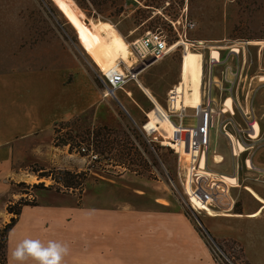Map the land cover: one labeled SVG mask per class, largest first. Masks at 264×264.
Returning a JSON list of instances; mask_svg holds the SVG:
<instances>
[{
  "label": "rangeland",
  "instance_id": "1",
  "mask_svg": "<svg viewBox=\"0 0 264 264\" xmlns=\"http://www.w3.org/2000/svg\"><path fill=\"white\" fill-rule=\"evenodd\" d=\"M185 17L195 22L193 29L185 30L189 38L247 40L264 46V0H0V72L50 67L61 60L91 76L97 89H107L100 68L107 72L109 62L118 70L120 61L122 68L137 63V79L163 106L158 109L168 112V92L174 84L183 91L178 108L196 106L203 58L191 50L195 46L184 41L183 48L179 45L151 66L153 61L138 62L132 47V41L149 30L161 31L168 41L178 38ZM181 49L188 50L182 55ZM137 79L125 85L143 109L123 99V106L102 103L105 109L100 112L99 102H94L75 118L56 122L51 138L43 134L0 149V226L15 216L8 208L24 199L38 205L23 208L12 239H26L22 235L27 233L56 244L58 233L61 258L66 260L72 258L70 253L87 254L89 241L91 264H264V216L251 220L239 213L246 198L243 191L238 196L232 189L236 204L229 214L192 208L178 157L165 143L176 116L171 121L158 117ZM100 100L98 96L95 101ZM147 113L158 117V131L144 128ZM255 129L257 137V125ZM223 144L215 120L209 172L227 182L222 177L236 170L233 157L227 165L211 162L212 150ZM235 150L241 154L247 149L235 141ZM217 155L215 163L222 162ZM59 169L83 173L80 185L70 189L56 182L52 176H61ZM43 171L52 176L40 178ZM40 182L44 187L34 186ZM228 184L239 186L238 181ZM38 218L48 224L35 225ZM30 249L25 253H40L39 248Z\"/></svg>",
  "mask_w": 264,
  "mask_h": 264
},
{
  "label": "crops",
  "instance_id": "2",
  "mask_svg": "<svg viewBox=\"0 0 264 264\" xmlns=\"http://www.w3.org/2000/svg\"><path fill=\"white\" fill-rule=\"evenodd\" d=\"M225 40L227 39L212 40L213 42H211L204 39L189 38L186 34L185 39H180L175 43L171 48L170 53L174 51V48L176 49L180 44L185 43L184 41H186L187 44L195 46L194 49L191 50L201 52L203 58V73L199 104L207 101V94L210 92L214 99L212 106L217 110L213 123L216 120L218 128L224 119L232 118L234 123L229 122L227 129L235 133L237 125L240 129H245V113L252 101L253 113L257 119L258 137L256 138L254 136V138H249L245 133L241 134L242 137L247 140V146H245L247 150L237 156H233L228 138L220 132L224 144L219 149L214 148L212 150L211 162L213 165L221 164L223 162V165H227L231 161V156L233 157L237 168L235 171H232V176L237 179L239 186H231L230 194L236 204V197L234 196L232 189L235 190L238 196L239 194L241 195L243 191L246 198L243 201V206L240 200L241 210L239 213L243 214L248 219L256 220L264 216V181L259 178V171H257L258 168H264V46L254 45L247 41L237 57L234 54L228 55ZM181 50L183 55L188 49ZM214 52L217 54H214ZM210 54L213 56H220V61L212 67L213 69L211 72L208 71L206 67ZM162 59L154 60L148 66H151ZM53 64L50 67L32 66L0 72V149L6 148V146L11 144H16L17 142L23 143L36 136L41 137L43 134H46L51 138L56 122L75 118L77 115L89 110L95 104L94 102H99L97 104V109L100 112L105 109V104L102 103L116 101L122 105L123 99L126 100L128 104L135 102L141 109H143L142 106L137 103L135 99L136 93L133 89H130L131 91H129L131 93L128 94V89H126L127 84L116 89L114 94L110 95L107 93V89L103 87L97 89V85L93 78L85 74L83 71H80V69L71 63H63L61 60H56ZM238 64L242 66V77H238V79L234 81L235 85H233L234 87H232V89H229L230 91L221 89L222 85L225 86L224 88H231L232 84L230 81L234 80L231 74L237 70ZM137 65L138 64L136 63L134 67ZM227 67L232 72L231 74H228V79L230 81H226L224 79L225 76L223 75V71ZM128 69L129 68L123 67L124 71H128ZM139 75L140 74H138V77ZM259 77L261 78L259 79ZM69 78H71V81L68 80ZM138 80L140 79L138 78L135 80L137 84ZM212 80L214 81L211 82ZM178 81L180 84L182 81L181 76ZM140 83L147 93L143 89H140L153 103L155 109L158 108V105L162 106L144 83L142 81H140ZM173 86L177 85L174 84ZM252 88H255V92H253ZM120 90L124 92L122 96L118 95V91ZM181 92L183 95L182 90ZM98 96H100L103 101H95ZM193 107L194 106H187L186 111L188 114H194ZM222 108H224L225 111L227 110V112L220 114ZM215 117L217 118L215 119ZM150 118L148 116V119ZM158 122L159 120L155 122L156 127ZM194 122L195 120L192 117L184 119V123ZM158 130H154L153 132ZM164 137L169 140L167 135ZM161 142L163 143L164 141ZM168 142L166 141L165 143L168 144ZM245 152L247 153L243 161L241 157ZM217 154L221 157L222 162L215 163L214 157ZM209 156L210 146L207 155L208 165L210 162ZM248 160L256 167L255 169L248 167ZM239 187H241V189ZM246 187H250L254 190L262 200L255 197ZM25 206L23 208H25ZM231 212L232 211L227 212V214ZM254 212H256L257 215L249 217V215ZM21 219L22 212L9 234L7 243V264H91L87 262L91 259L88 255L92 246L89 241L86 242L89 247L88 252L86 251L87 254H75L79 255L76 257L74 254L70 253L72 258L66 260L65 258H61L58 233L56 236V244L54 243V239H51V242H44L43 240H40L39 236H30L27 233L22 235L26 239H12L11 234L14 227L22 221ZM44 220L38 218L34 223L38 226L48 224L44 222ZM29 246L31 247L30 251L39 248L40 253L30 254L29 250L25 253L24 250H27ZM166 249L167 247L162 248V250H165L164 252H166ZM191 249L193 251V248ZM188 251L189 248H186V252ZM118 259L119 258H117V260Z\"/></svg>",
  "mask_w": 264,
  "mask_h": 264
},
{
  "label": "built area",
  "instance_id": "3",
  "mask_svg": "<svg viewBox=\"0 0 264 264\" xmlns=\"http://www.w3.org/2000/svg\"><path fill=\"white\" fill-rule=\"evenodd\" d=\"M194 27L195 22L185 17L184 32L182 33L178 30L179 40L186 38L187 33L185 30L193 29ZM175 43L170 44L166 35H164L161 31L149 30L143 36L132 41V47L138 62L142 61L146 63L147 61L150 63V61L162 59L169 54ZM245 43H247V40H225L228 54H234L238 57ZM184 45L185 43L180 44L182 48ZM219 61L220 56H213L210 54L208 62L206 63L208 71L211 72L213 69L212 67ZM133 68L128 69V71H119L116 69H110L109 72L102 71L100 80L104 82L107 87V93L113 94L116 89L123 87L128 81L137 79V71L134 72ZM241 70L242 66L240 64H238L237 70L233 73L228 69V67L224 69V79L226 81L229 80L228 74L232 73L231 75L234 80H229L232 84L231 88L227 89L222 85L221 89H232V87H234L233 85H235L234 81H236L238 77H242ZM260 78L261 77H259V79ZM213 81L214 80L211 82ZM252 90L255 92V88H252ZM181 96L182 92L178 91L176 86L171 88L168 92V112H166V109L164 110L166 117H168L169 120L176 116V119L172 121L174 129L172 136L169 137L168 143L178 157L179 175L181 177L184 190L189 196L192 208L196 212H230L235 207V200L230 194L231 186L227 182L221 180L218 176L213 174L211 175L207 172L210 170L207 162V155L211 142V129L213 127L215 113H217L216 108L212 106L214 99L209 92L207 94V101L194 106V114L190 115L186 111V106L180 105L178 108L177 104H179L178 101ZM181 103L182 101H180V104ZM157 110L160 112L158 108ZM224 112H227V110L225 111V109L222 108L220 114ZM161 115L165 116L163 113H161ZM191 117L194 118V123H184L185 118L189 119ZM229 122L234 123V120L232 118L224 119L220 124L219 131L228 138L231 145L232 155L237 156L238 153H236L235 150V141L247 146V140L243 138L241 134L245 133L247 137L254 138L256 133L255 125H257V119L253 113L252 101L245 113V129L242 130L237 125L236 133L232 132L227 129ZM81 150L83 152L89 151L85 146H81ZM89 153H91L92 158H96V155L92 154V150H90ZM247 165L249 168H256L251 162L247 163ZM257 171H259V178L264 181V168H258Z\"/></svg>",
  "mask_w": 264,
  "mask_h": 264
},
{
  "label": "trees",
  "instance_id": "4",
  "mask_svg": "<svg viewBox=\"0 0 264 264\" xmlns=\"http://www.w3.org/2000/svg\"><path fill=\"white\" fill-rule=\"evenodd\" d=\"M178 40H179V37L175 38L172 41H169V43L172 44ZM177 48H181V47L178 46ZM67 143H68L67 139L62 138L61 144L66 145ZM58 172L61 175L59 177H56L54 175L52 176V173H50L49 171L40 172L39 177L45 178V177L52 176V178H54L56 182H58V183L62 182L61 183L62 185H64L67 188H70V189L71 188L73 189L77 185H80L79 178L81 177V175L83 173H76V172H71L69 170H62V169H59ZM43 185H44L43 182H40L38 184H35L34 186L35 187H39V186L44 187ZM25 205H35V204H33L27 200L20 199L14 206H12V207L10 206L8 208L9 212L14 213L15 216L12 217L10 222L0 226V264H7V243H8V239H9V234H10L11 229L15 225V223L18 221L20 214L22 212V209Z\"/></svg>",
  "mask_w": 264,
  "mask_h": 264
},
{
  "label": "bare ground",
  "instance_id": "5",
  "mask_svg": "<svg viewBox=\"0 0 264 264\" xmlns=\"http://www.w3.org/2000/svg\"><path fill=\"white\" fill-rule=\"evenodd\" d=\"M262 45L264 44V42H262L261 43ZM120 63V67H121V69L119 70V71H122V63H123V61H120L119 62ZM126 68H133V67H127V66H125ZM101 69V68H100ZM110 69H115V67H113V65H111V62H109V63H107L106 64V69L105 70H107V72H109V70ZM102 70V69H101ZM116 70H118V69H116ZM103 71V70H102ZM104 72V71H103ZM135 72V71H134ZM138 82H139V84H140V80H138ZM131 92L128 90V94H130ZM159 110H160V112L159 111H157V116L159 117H163L164 119H167L168 117H166V114H165V110H163V109H161V108H159ZM161 113H163L165 116H162L161 115ZM148 116H149V114H148ZM157 116H153V117H151L150 118V116H149V118L150 119H148V121L146 122V125L144 126V128L145 129H147V130H149V131H151V130H158V129H160V128H158V127H156V124H155V122L157 121V120H159L158 119V117ZM169 119V118H168ZM173 129H174V127H173ZM173 133V132H172ZM240 143V142H239ZM239 154V153H238ZM218 156V155H217ZM217 158V157H216ZM204 162V161H203ZM203 162H202V164H203ZM250 162V161H249ZM208 173H210V174H212L211 172H209V171H207ZM31 177H35V176H32L31 175ZM32 179V178H31ZM222 179H224V180H226L228 183H231V185H236L237 184V181H236V179L234 178V177H232V176H228V175H223V177H222ZM32 180H34V179H32ZM42 180V179H41ZM247 188V190H249L251 193H253V195L255 196V197H257L258 199H260V200H262L261 199V197L254 191V190H252L250 187H246Z\"/></svg>",
  "mask_w": 264,
  "mask_h": 264
}]
</instances>
